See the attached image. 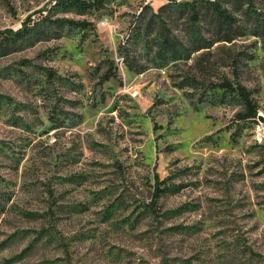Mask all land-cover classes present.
Returning <instances> with one entry per match:
<instances>
[{
    "label": "rangeland",
    "instance_id": "1",
    "mask_svg": "<svg viewBox=\"0 0 264 264\" xmlns=\"http://www.w3.org/2000/svg\"><path fill=\"white\" fill-rule=\"evenodd\" d=\"M202 1L0 0V264H264V0Z\"/></svg>",
    "mask_w": 264,
    "mask_h": 264
},
{
    "label": "trees",
    "instance_id": "2",
    "mask_svg": "<svg viewBox=\"0 0 264 264\" xmlns=\"http://www.w3.org/2000/svg\"><path fill=\"white\" fill-rule=\"evenodd\" d=\"M97 1L93 0L90 2V1H86V0H58L59 3H62L66 6L74 7L76 9H80V10H86V9H89V8L95 6ZM194 2H197V1H193V2L185 1L183 3H178L177 5H179V4L180 5L181 4L190 5V7L195 9L196 6H195ZM227 2H230V0H228ZM202 3L206 7V9L212 13V16L217 20L218 27H220L221 24L230 25L231 20L233 18L230 16L228 9L221 7V4L218 0L202 1ZM98 4L99 5L101 4L100 1ZM75 23L76 24H82V22H80V21H75ZM25 27H26V24L24 22L23 28L17 29L15 31H13L12 29H5V31L2 33H4L5 36L15 37L17 35L22 34ZM111 76L112 75H110L108 73V74H106L105 78L108 79ZM246 103L249 106L250 103H249V101H247V98H246ZM255 112H256L255 108H250V111L247 114V116H254Z\"/></svg>",
    "mask_w": 264,
    "mask_h": 264
},
{
    "label": "built area",
    "instance_id": "3",
    "mask_svg": "<svg viewBox=\"0 0 264 264\" xmlns=\"http://www.w3.org/2000/svg\"><path fill=\"white\" fill-rule=\"evenodd\" d=\"M258 130L262 134L261 138H264V129H263V126L258 125Z\"/></svg>",
    "mask_w": 264,
    "mask_h": 264
},
{
    "label": "bare ground",
    "instance_id": "4",
    "mask_svg": "<svg viewBox=\"0 0 264 264\" xmlns=\"http://www.w3.org/2000/svg\"><path fill=\"white\" fill-rule=\"evenodd\" d=\"M257 129H258V125H257Z\"/></svg>",
    "mask_w": 264,
    "mask_h": 264
}]
</instances>
